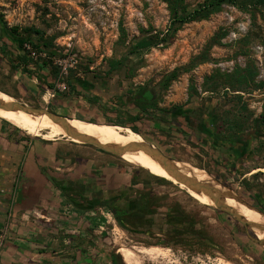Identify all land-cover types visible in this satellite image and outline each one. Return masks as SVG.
Segmentation results:
<instances>
[{"label":"rangeland","instance_id":"obj_1","mask_svg":"<svg viewBox=\"0 0 264 264\" xmlns=\"http://www.w3.org/2000/svg\"><path fill=\"white\" fill-rule=\"evenodd\" d=\"M199 2L202 0H186L192 7ZM0 14L9 28L21 30L20 38L26 40L25 50L33 61L28 67L31 75H27L21 68L14 70L9 65L15 62V46H10L7 52L0 51V92L23 105L47 108L70 119L88 120L81 115L66 114L57 102L53 103L79 92L86 98L99 97L107 108L117 106L119 115L110 113V118L127 119L139 114L144 119L160 109L179 108L190 110L194 118L206 119L223 140L240 135L237 128L254 130L256 122H264V15L253 18L224 6L220 13L206 20L183 26L168 46L130 54L129 45L141 38L143 32H167L171 22L167 4L160 0H0ZM31 28L39 30L44 39L25 33ZM215 39L216 45L209 47ZM31 42L41 46L47 42L50 47L37 52ZM205 52H208V61L193 66L195 59ZM42 61L47 62L48 67L39 70L37 64ZM60 62L66 63L68 74H61ZM245 71L250 72L249 94H233L224 87L211 90L214 78L233 77ZM174 73L177 78H172ZM58 84H65L67 91L58 93L46 104L48 98L44 101L40 92L49 85L56 89ZM33 86L39 93L34 92ZM147 86L156 91L157 101L144 113L125 108L130 105L127 100H132ZM98 114L93 109L91 123L109 125V117L101 114L100 118L94 117ZM0 124L18 135L35 137L9 119H0ZM140 128L153 146L176 161L205 171L219 183L231 185L232 188H228L231 192L264 211V123L248 156L235 168L215 161L216 158L211 160L214 154L209 148L205 149L210 152L205 153L197 140L185 141L167 129L165 135L150 121H144ZM35 138L56 144L51 146H59L62 149L59 153L73 150L68 156L78 157L82 152L78 150L84 153L87 150L89 155L85 157L98 158L100 165H110L117 171L116 175L123 174L125 181L115 184L125 186L106 189L103 198L119 192L127 194L129 199L148 196L154 207L146 225L155 233L161 230L157 236L121 228L108 207L80 210L86 226L80 230L83 237L78 240L81 242L78 255L83 259L79 264H112L114 254L126 264L119 253L122 248L135 253V264H221V261L264 264V249L250 240V231L228 214L197 202L159 172L146 171L95 147L68 139L51 142ZM65 183L70 189L72 186L78 189L74 180ZM99 186L90 189L87 196L101 198ZM177 210L184 224L173 229L164 218ZM39 212L50 217L49 210ZM172 230L177 233V239H169L167 233ZM71 236L73 234H69ZM67 237L64 235L63 239ZM140 248H158L160 254L144 256L139 253Z\"/></svg>","mask_w":264,"mask_h":264},{"label":"crops","instance_id":"obj_2","mask_svg":"<svg viewBox=\"0 0 264 264\" xmlns=\"http://www.w3.org/2000/svg\"><path fill=\"white\" fill-rule=\"evenodd\" d=\"M33 90L37 93L38 88L33 86ZM49 90L47 87L40 92L44 101ZM54 102L66 114L93 117L95 108L86 96L72 95ZM51 145L56 144L18 135L0 124V244H3L0 264L81 263L78 240L82 239L80 230L86 225L80 209L64 195L65 190L77 189L74 186L70 189L65 182L74 180L87 195L96 185H101L98 191L125 186L115 184L125 181L123 174L116 175L117 171L110 165H100L98 158L85 157L89 155L87 150L85 153L78 150L82 151L78 157L68 156L73 150L59 153L62 149ZM42 209L49 210L50 223L32 215ZM64 235L68 237L63 239Z\"/></svg>","mask_w":264,"mask_h":264},{"label":"trees","instance_id":"obj_3","mask_svg":"<svg viewBox=\"0 0 264 264\" xmlns=\"http://www.w3.org/2000/svg\"><path fill=\"white\" fill-rule=\"evenodd\" d=\"M160 1L167 4L170 15H171V22H170L167 32L165 33L155 32V34L153 30L143 32V35L141 38L133 41L129 45L128 49H129L130 54H140L143 52H148L150 49L158 48L161 45L168 46L170 41L183 28V26L190 24L192 22L206 20L210 18L211 16L220 13L224 6H231L242 13L250 15L253 18H256L258 15L260 16L264 15V0H202V2H199L198 4H196L195 7H192L189 4H187L186 0H160ZM20 31L21 30L18 27L9 28L7 23L4 21L3 16L0 14V51L4 53V52H7L10 46H13V47L15 46L17 48L16 56H14L15 62L14 63L9 62L10 67L14 70L21 68L23 73L27 75H31V73L28 70V67L33 64V61L30 59L29 53H27L25 50L24 45L27 44V42L26 40H23L22 38H20ZM25 33L29 35L35 34V35L40 36L41 39H44L43 38L44 35L39 30H36L34 28L26 29ZM122 34L124 36V30H122ZM8 42L11 45H9ZM212 45H216V39L212 41L209 47H211ZM31 47L35 51L40 52L41 49H48L50 46L47 42H43L42 46L31 42ZM207 53L208 52H205L202 56H199L198 58H196L195 61L193 62V66H196L197 64L208 61ZM47 67H48V63L45 61H42L40 65L37 64V68L39 70L45 69ZM248 73L250 72L245 71L243 72V74H235L233 77L231 76L223 77L222 76V78H214V82L212 84L213 88L211 90L217 91L219 87H224L225 89H229L233 94H236V93L249 94L248 85L250 84V77ZM172 78H177L176 73L172 75ZM55 79H57V76H55ZM223 80L225 82H223ZM53 88L54 87L52 85L48 86V89L50 90H53ZM205 91H208V90H205ZM76 96H82V95L79 92H76ZM88 100L90 103H92V105H94V108L101 115L108 116L110 113L119 115L120 113L117 106H113L112 108L108 106L107 108L104 106L102 102H100V99L97 98L96 96L92 95L91 97L88 98ZM131 101L132 103L128 106H125V108L128 107L131 110L138 111V112L141 111L142 113H144L146 110L145 108L148 107V104H146L148 102L138 100V97L136 99L132 98ZM79 119L83 120V118H79ZM107 120L109 121L108 122L109 125H116V126H120L123 128H127L143 136V139L152 145V143L148 141L146 136L143 135V133L141 132V128H140L141 124H144V121L150 120L149 116L147 118L142 119V117L138 114L135 116L130 115L127 119L122 118L120 116L116 118L109 117V119ZM197 120L199 122H204L207 126H209L212 133L215 132L213 126L210 125L206 119H203V120L197 119ZM84 121L92 122L93 120L91 118H88V120L84 119ZM262 123L264 122L263 121L256 122V127L254 128V130H248V129L240 130L239 128H237L236 130L241 132L240 135L245 134L249 131L258 132L260 134L261 129H262ZM231 128L235 129L236 126H231ZM234 138H238L237 135L234 136ZM164 154L172 158L170 155H167L166 153ZM235 167L236 166H233V168ZM226 187L232 188L231 185H226ZM254 207L264 213V211L260 207L256 205ZM179 219L182 220L181 218ZM246 240L252 243L247 237H246ZM120 259L121 258L118 255L114 254L111 256V263L112 264H122Z\"/></svg>","mask_w":264,"mask_h":264},{"label":"flooded vegetation","instance_id":"obj_4","mask_svg":"<svg viewBox=\"0 0 264 264\" xmlns=\"http://www.w3.org/2000/svg\"><path fill=\"white\" fill-rule=\"evenodd\" d=\"M148 88L149 86L139 90L133 99H136L139 95L146 93ZM151 90L154 93V98L149 96L148 93L145 95L147 99H152L151 102L146 103L148 104V107L154 104L158 98L156 91L152 87ZM127 101L130 102V104L132 103L131 100ZM148 107L145 109H148ZM149 118V121L157 125L163 134H167V129L171 132V134L175 132L185 141L197 140L204 149L205 153L210 152L205 149L209 148V150H211L214 154V156L210 157L211 160L216 158L215 161L236 167L248 156V150L251 147L252 142L259 136L258 132H247L237 136L238 138L233 137L232 139L223 140L215 132L212 133L209 126H207L204 122H199L195 119L190 110H183L179 108L170 110L160 109ZM99 193H101V195L102 193L105 194L106 190H99ZM64 195L68 201L73 204V206L80 210H94L102 207H108L117 224L119 226L121 225L128 231H133L143 235L151 234L153 236H157L162 232L161 230H158L159 233H155L147 228L146 221L152 216L154 209V207L150 205V199L148 196H140L138 198L129 199L127 194L119 192L115 195H109L106 199L103 198V195L101 198H91L87 196L85 190H82L80 187L77 190H65ZM164 219L167 222L166 224L171 226L173 229H179L180 226L184 224V222H180L178 210L171 216L169 214L166 215ZM167 235L171 237L169 238L171 240H174L175 237L176 239L178 238L177 233L173 230L168 232Z\"/></svg>","mask_w":264,"mask_h":264},{"label":"bare ground","instance_id":"obj_5","mask_svg":"<svg viewBox=\"0 0 264 264\" xmlns=\"http://www.w3.org/2000/svg\"><path fill=\"white\" fill-rule=\"evenodd\" d=\"M0 100L6 104L14 103L15 100L11 96H8L0 92ZM0 119H9L16 127L27 132L35 137H42L44 140L53 141L55 139H68L74 143H80L77 140L68 138L63 128L54 122H52L47 116L41 115H28L21 111L6 112L0 109ZM69 125L79 134L94 138L104 145H112L114 147H123L133 143H143L145 140L143 136L120 126L116 125H104L101 123L93 124L88 121L81 119L72 118L69 120ZM121 159L129 162L132 165L138 166L146 171L152 173H160L166 179H168L175 186L185 190L186 193L203 204L204 206L213 207V201L208 198L205 194L197 193L193 190L187 189L184 185L179 184L174 180L167 172L153 159L146 156L142 152L127 153ZM177 167L188 176H195L199 181H205L213 184L217 188L221 189L218 184H215L210 177H208L203 171L191 167L189 164L176 161ZM225 204L234 208L238 213L243 216L247 221L252 223L254 226H260L264 228V217L261 216L254 210L247 208L246 206L236 202L234 199L227 198ZM258 238L264 239V232L259 229H254ZM158 248H140L139 253L151 257L154 254L158 255ZM119 253L124 258L126 264H135L136 255L129 249L122 248ZM221 264H230L228 262H220Z\"/></svg>","mask_w":264,"mask_h":264},{"label":"water","instance_id":"obj_6","mask_svg":"<svg viewBox=\"0 0 264 264\" xmlns=\"http://www.w3.org/2000/svg\"><path fill=\"white\" fill-rule=\"evenodd\" d=\"M147 93L149 94V96L154 98V93L151 90V87L149 86L146 93L138 96V100L145 101V102H151L152 99L150 100L145 97ZM0 109L6 112H13L17 110V111H21L28 115L47 116L52 122H54L55 124L63 128L68 138L77 140L81 144L95 147L99 150H102L105 153L111 154L118 158L123 157L127 153H134V152L144 153L146 156L150 157L155 162H157L167 172V174H169L179 184H182L187 189L193 190L197 193L205 194L208 198H210L213 201L214 208H216L217 210L223 213L228 214L232 219H234L236 222L241 224L247 230V232L250 231L253 235V236L249 235L250 240H252L255 244H257L258 246L264 249V239L261 240L260 238H258L257 234L254 231V229H259L261 232H264V228L260 226L258 227L254 226L252 223L247 221L243 216H241L238 213V211L226 205L225 200L227 198L234 199L236 202L246 206L247 208L251 210L256 211L263 217H264V213L258 210L257 208H255L254 206L250 205L243 199H241L239 196L235 195L225 185L219 183L216 180H213L205 171L203 172L208 177H210V179L215 184H218L221 187V189L217 188L216 186H214L213 184L209 182L199 181L198 179L192 176H188L187 174L183 173L177 167L175 159H172L166 156L160 149L156 148L155 146L147 142L133 143V144H129L123 147H114L112 145H104L94 138L79 134L69 125L70 118L62 116L58 113L52 112L48 110L47 108H34V107L27 106V105H23L17 101H15L14 103L6 104L0 100ZM120 227L123 228L121 225Z\"/></svg>","mask_w":264,"mask_h":264},{"label":"built area","instance_id":"obj_7","mask_svg":"<svg viewBox=\"0 0 264 264\" xmlns=\"http://www.w3.org/2000/svg\"><path fill=\"white\" fill-rule=\"evenodd\" d=\"M64 65V66H63ZM60 66H61V74H68V66L65 64H63L62 62H60ZM65 91H67V87L65 84H58L56 89L53 90H49L47 93V98L49 100L55 99L58 95V93H64ZM32 215H34L36 217V219H40L42 221H44L45 223H50V219L46 216V214L44 212H39V211H34L32 212ZM2 243L0 244V250L2 248Z\"/></svg>","mask_w":264,"mask_h":264}]
</instances>
